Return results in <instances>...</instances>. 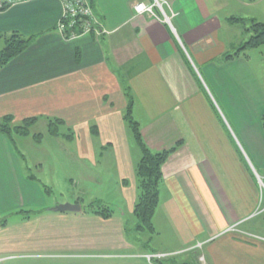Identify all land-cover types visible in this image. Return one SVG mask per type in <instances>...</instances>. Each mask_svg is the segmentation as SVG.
Returning <instances> with one entry per match:
<instances>
[{"label":"crops","instance_id":"crops-1","mask_svg":"<svg viewBox=\"0 0 264 264\" xmlns=\"http://www.w3.org/2000/svg\"><path fill=\"white\" fill-rule=\"evenodd\" d=\"M91 2L104 30L99 39H64L56 29L59 0H33L0 13V51L15 33L32 38L0 70V124L7 118L12 125L44 121L46 132L32 140L41 145L51 138L47 166H71V175L78 167L88 174L104 161L110 190L103 211L112 215L105 219L80 202L72 204L79 212H41L46 197L25 163L41 171L46 161L30 160L16 147L31 132L14 142L0 133V253L83 255L144 244L151 254L205 251L206 264H264V238L253 237L246 226L264 216L257 215L264 91L250 57L239 51L253 36L252 21L264 24L255 10L264 0ZM138 4L156 5L155 16L138 14ZM130 101L132 119L152 152L180 143L163 165L154 233L143 244L146 232L136 230L134 217L141 152L125 119ZM55 120L64 125L51 135L49 122ZM19 209L27 216L17 226L3 221Z\"/></svg>","mask_w":264,"mask_h":264},{"label":"rangeland","instance_id":"rangeland-1","mask_svg":"<svg viewBox=\"0 0 264 264\" xmlns=\"http://www.w3.org/2000/svg\"><path fill=\"white\" fill-rule=\"evenodd\" d=\"M255 10L256 12L259 11L261 13L262 18L259 19L264 22V5ZM245 52L250 57V63L255 74V79L259 82L264 91V45L257 49L246 50ZM46 130V123L41 121L31 129V136L28 142L22 141L21 143V141H19L20 138L16 140V142L18 141L16 147L20 153L22 152L26 155V158L34 160L35 158L40 157L46 161L45 168L41 171H38L32 164H29L28 160L26 161L27 164L25 163L28 176L36 178V181L33 183L46 197L47 203L45 210L40 211L47 212L50 210H56L60 207L55 206L58 203H71V206H73L72 204L75 202H80L85 209L92 205L91 207H94V209L89 208L90 210H102L103 207H105L106 193L110 190V186L105 188L106 185H109H105V162L100 161L97 166L89 168L91 170L90 173L83 175L81 174L80 167L74 172V175H71V172L68 173V171H71L73 168L71 166L70 168L60 166L58 162L56 166L53 163H51L52 166H47L50 163L49 157L51 156L49 154L53 151L50 146V142L53 140L46 137L41 145H37V142L32 140L34 133H45ZM58 142L63 143L62 139ZM55 153L57 152L55 151ZM60 153L62 154L63 151ZM69 174L73 177L70 178ZM257 179L259 181L261 178L258 177ZM106 199L108 198L106 197ZM259 203L261 207L259 211H257V215L264 212V207H262L264 199L263 201L259 200ZM21 211L22 210L19 209L14 210V212H9V214L3 218V221L11 224V227L17 226L19 224L18 221L21 220L22 217L24 218L27 216L24 214L25 212ZM30 212L33 214L37 213L35 211ZM246 226L253 237L259 239L264 238V216L255 217L250 220ZM230 230H234V228H231ZM148 235V233H145L144 236L140 237L142 239V244L145 243ZM134 236L135 235H132L131 237ZM145 247L146 246L143 244L137 248L132 247L125 251L93 252V254L83 255L52 252L45 253L43 251L24 249L14 253H0V258L3 260L0 264H206L205 260V263L201 260L206 259V252L197 249L196 252L187 255L174 256L166 260H154L152 263H149L144 256L153 255L151 253L154 251L147 250Z\"/></svg>","mask_w":264,"mask_h":264},{"label":"trees","instance_id":"trees-1","mask_svg":"<svg viewBox=\"0 0 264 264\" xmlns=\"http://www.w3.org/2000/svg\"><path fill=\"white\" fill-rule=\"evenodd\" d=\"M251 2H256L259 0H250ZM80 20L82 18H75L76 24L70 27L69 20L65 21L66 24V34L76 32L81 34V24ZM238 21L239 20H232ZM60 22V21H59ZM58 30V26L56 28ZM252 32L253 36L242 46L239 51L245 53L246 50L257 49L264 45V24L252 21V25L248 30ZM32 43V38H25L22 35L15 33L8 40H6V46L0 51V70L7 66L15 58L19 57L23 52H25ZM240 56V53L237 54ZM245 56V55H244ZM230 58V57H229ZM130 98V96L127 94ZM132 101H130V106L126 114V120L128 122L129 128L132 131V135L135 139L137 146L141 152V160L136 167V178L138 181L139 196L138 201L134 208V217L137 220L136 230L138 232L154 233L153 217L159 206L160 198V187L163 182L162 168L168 157L174 153L177 144L174 148L170 150H165L163 152L154 153L146 145L140 130V126L137 122L133 121L131 116ZM37 119H29L23 122L21 125H12V120L7 118L4 120V124H0V133L7 136L12 142H14V136L25 137L30 134L31 129L37 123ZM262 123L264 129V114L262 116ZM64 125L63 122L59 120L49 122V133L51 135H58V126ZM96 135V131H93ZM37 136L36 138H38ZM90 209H93L92 207ZM105 219L110 218L112 212L108 209L103 211L97 210Z\"/></svg>","mask_w":264,"mask_h":264},{"label":"built area","instance_id":"built-area-1","mask_svg":"<svg viewBox=\"0 0 264 264\" xmlns=\"http://www.w3.org/2000/svg\"><path fill=\"white\" fill-rule=\"evenodd\" d=\"M33 0H0V13L4 12L12 7L28 3ZM62 5V16L60 22L58 24V32L63 36L66 40H74L81 36H94L96 39L100 38L102 34H104V30L100 23L96 20L93 11V5L91 0H59ZM156 5L148 7L143 4H138L135 6V11L138 14H151L155 16L154 8ZM160 6V10L164 13L162 6ZM165 15V13H164ZM82 18L80 20L81 26V34L76 32H72L70 34H66V24L65 21L69 20L70 27L76 24L75 18ZM165 20L167 23H170V20L165 16ZM258 178V177H257ZM259 186L261 190L260 200L264 199V178L259 179ZM176 255H164V254H153V255H145L144 257L147 259L149 263H152L154 260H165L166 258H172ZM203 258V257H202ZM204 262V259H201ZM200 260V261H201ZM3 260L0 259V263ZM205 263V262H204Z\"/></svg>","mask_w":264,"mask_h":264},{"label":"water","instance_id":"water-1","mask_svg":"<svg viewBox=\"0 0 264 264\" xmlns=\"http://www.w3.org/2000/svg\"><path fill=\"white\" fill-rule=\"evenodd\" d=\"M81 208L79 206L64 205L57 208L58 212H79Z\"/></svg>","mask_w":264,"mask_h":264}]
</instances>
